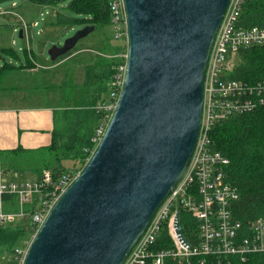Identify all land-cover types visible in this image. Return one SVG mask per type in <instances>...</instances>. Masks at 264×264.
<instances>
[{
	"label": "water",
	"instance_id": "obj_1",
	"mask_svg": "<svg viewBox=\"0 0 264 264\" xmlns=\"http://www.w3.org/2000/svg\"><path fill=\"white\" fill-rule=\"evenodd\" d=\"M124 2L127 70L118 106L88 163L36 232L24 264H123L196 148L205 74L231 0ZM95 29L86 25L53 44L50 61ZM175 226L188 244L179 209Z\"/></svg>",
	"mask_w": 264,
	"mask_h": 264
},
{
	"label": "built area",
	"instance_id": "obj_2",
	"mask_svg": "<svg viewBox=\"0 0 264 264\" xmlns=\"http://www.w3.org/2000/svg\"><path fill=\"white\" fill-rule=\"evenodd\" d=\"M250 0H231L217 33L204 80L201 129L190 163L175 189L157 210L150 225L123 264L189 263L193 257L215 264H244L251 255H264V219L242 222L233 210L238 188L227 181L229 158L216 149L210 131L217 122L254 112L264 105V80L249 83L228 77V59L242 49L264 45V29L245 26L241 15ZM115 39L123 48L115 57L119 63L109 85L107 100L93 108L100 114L91 139L94 151L102 140L118 106L127 70V15L124 0H109ZM81 171L64 175L57 183L50 171L19 182L9 179L0 159V224L9 226L27 218L33 232L39 230L51 209ZM19 177L18 174L14 175ZM5 195L15 196L17 209L9 208ZM30 206V211L27 207ZM188 241L185 244L175 226L176 212ZM182 212L190 219L184 221ZM165 226L172 247L157 249ZM31 242L16 248L10 258L24 264ZM6 264V263H0Z\"/></svg>",
	"mask_w": 264,
	"mask_h": 264
},
{
	"label": "trees",
	"instance_id": "obj_3",
	"mask_svg": "<svg viewBox=\"0 0 264 264\" xmlns=\"http://www.w3.org/2000/svg\"><path fill=\"white\" fill-rule=\"evenodd\" d=\"M2 1L8 0H0ZM60 1L29 0L39 7L55 8L53 16L46 23L49 28H66L80 24L81 28L94 25L97 29L111 24L109 0H73L70 10L84 15L83 19L70 17L64 10L59 9ZM241 23L264 29V0H250L245 3ZM7 27L5 24L3 28ZM107 39V50H111V53L118 54L123 49L118 43H112L108 37ZM23 53L21 56L12 47L0 46V60L5 54L15 59H20V56L22 58L20 62L3 61L0 80L13 69L33 66L32 60L36 57L33 48H24ZM238 53L239 59L229 68L228 77L249 83L264 80V45L242 49ZM97 58L96 63L86 66L85 79L80 86L81 93L77 102L68 104L73 99L72 90L75 87L70 90H66L67 85L63 87V92L69 95L64 96L65 99L62 100L65 103L59 105L54 112V129L49 146L37 150H26L22 147L13 150L0 149V159L6 173L12 172V176H20L22 172L30 170L31 175L40 176L43 171L48 170L57 183L65 174L78 171L66 168L64 161H80L83 166L93 149L91 139L100 118V114L93 107L107 100L109 85L119 63L115 56L98 55ZM210 137L216 149L230 160L226 168L227 181L235 185L240 193L239 199L233 205L235 216L244 223L257 218L264 219V105L254 112L217 122L210 131ZM4 199L9 208L17 209L15 196L5 195ZM27 210L30 211V206ZM183 214L182 212V218ZM27 234H34L27 218L9 226L0 224V253L6 255L3 256L5 260L10 258L16 248L25 246L20 244ZM169 247H172V241L165 226L156 242V248ZM171 264L215 263L211 258H206L203 262L201 257H193L189 263L184 261ZM244 264H264V255H251Z\"/></svg>",
	"mask_w": 264,
	"mask_h": 264
},
{
	"label": "rangeland",
	"instance_id": "obj_4",
	"mask_svg": "<svg viewBox=\"0 0 264 264\" xmlns=\"http://www.w3.org/2000/svg\"><path fill=\"white\" fill-rule=\"evenodd\" d=\"M73 0H61L58 3V8L64 10L67 15L73 18L83 19L84 15H79L78 13L70 10V5ZM54 7H39L33 3H30L29 0H8L0 2V25H4L7 20L12 22V24H16V29L13 33L12 43L11 39L7 37V31L0 30V46L8 47L11 46L16 53L23 56L24 48H33L34 53L36 55L33 58V66L30 69L37 70L36 84L34 92L36 95H30L31 98L27 101L32 105H39L42 103H52L63 105L65 102L62 99H65V95H60L64 93L65 89L62 91L63 87L67 85L66 90H70V88L77 87L74 90V93L80 95V86L83 84L85 79L86 66L96 63L98 60V55H103L105 57L116 56L117 54L111 53V50H107V37L111 40L112 43H118L115 39L114 26L112 24L104 25V27H98L94 32H92L89 36L82 39L77 47L71 51L66 56L59 58L58 60L51 62L48 49L52 46L53 43L62 45L64 40L73 35L78 29H80V24L69 26L66 28H49L46 27V23L54 14ZM13 12V13H12ZM33 18V24L28 29L29 25L28 18ZM12 18V19H11ZM37 21V22H36ZM22 25V26H21ZM24 27L27 28L25 31V38L21 39L19 37L20 29L24 30ZM29 31V34H28ZM7 40V42H6ZM123 43V41L121 42ZM121 43H118L121 47ZM20 59H15L11 57L9 54L3 55L2 60L0 61V69L3 61L9 62H20ZM239 59V53L232 54L228 59L229 68L237 63ZM44 78V79H43ZM42 79V81H41ZM41 81L40 85L39 82ZM24 85V81L20 80L19 84ZM51 92L50 100L46 95H41L42 92ZM79 95H73V99H71L68 104L72 105L74 102H77V99L80 97ZM62 97V98H61ZM94 151L90 152L89 157L85 160L83 166L80 161H64V166L69 169L74 170H82L88 163ZM31 171L26 170L22 172L19 177L12 176V172L7 174L9 179H13L16 182L21 181L24 178H30ZM77 173V172H76ZM66 175V174H65ZM184 221L190 219V217L184 213L183 214ZM3 226V225H2ZM34 234H27L24 240L20 245H27L29 242H32L34 239ZM3 256L4 253H0V262L6 264H17L13 261L12 258L5 260ZM4 259V260H2Z\"/></svg>",
	"mask_w": 264,
	"mask_h": 264
},
{
	"label": "crops",
	"instance_id": "obj_5",
	"mask_svg": "<svg viewBox=\"0 0 264 264\" xmlns=\"http://www.w3.org/2000/svg\"><path fill=\"white\" fill-rule=\"evenodd\" d=\"M32 20V17L28 18V23H26V25H29L28 29L30 27L33 29ZM5 24L8 26L7 28H3ZM5 24L0 25V30H2V32L7 31V37H9L13 43L14 40L12 38L16 29V24H12L9 20H7ZM23 28V38H25V31H27V28L24 26ZM3 63L4 62H2L1 67ZM37 74L39 75L35 69H13L11 72L4 74L0 80L1 150H13L18 147H22L26 150H37L49 146L52 142L54 112L58 109L59 104L50 102L32 105L27 102L31 99L29 98L30 95H36L33 88H35V77ZM20 80L24 81V85L21 83L19 84ZM75 89H77V87L72 90V95H79L74 93ZM41 95H46L50 100V96L48 95L52 94L51 92L48 93L43 91ZM60 95H65V93H61ZM66 95L69 94L66 93Z\"/></svg>",
	"mask_w": 264,
	"mask_h": 264
}]
</instances>
